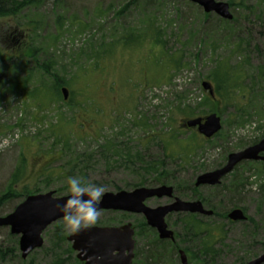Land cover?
Masks as SVG:
<instances>
[{"label": "rangeland", "instance_id": "rangeland-1", "mask_svg": "<svg viewBox=\"0 0 264 264\" xmlns=\"http://www.w3.org/2000/svg\"><path fill=\"white\" fill-rule=\"evenodd\" d=\"M29 1L17 16L0 17V195L11 185L67 194L70 176L106 192L125 190L142 177L137 168L143 167L127 163L126 155L141 160L143 153L148 160L164 158L165 174L186 184L264 135V0H221L236 5L233 30L215 15L204 20L202 9L186 0ZM31 50L34 59H21ZM223 62L231 72L229 84L219 85L225 94H217L223 127L210 141L192 140L180 124L214 107L204 102L200 84L214 86ZM44 67L64 79L66 103L51 94ZM227 71L221 67L218 82ZM235 170L218 190L202 194L217 195L222 207L244 208L258 228L226 223L219 264L258 255L264 246V168L252 162ZM234 177L243 185L236 195L222 190ZM119 218L101 211L95 225ZM138 219L124 221L134 225ZM57 226L69 235L61 219L45 231L42 249L22 259L17 248L4 264H53L48 239ZM10 236L0 228V251H10ZM72 259L65 264H76ZM161 264L180 263L167 254Z\"/></svg>", "mask_w": 264, "mask_h": 264}, {"label": "water", "instance_id": "water-1", "mask_svg": "<svg viewBox=\"0 0 264 264\" xmlns=\"http://www.w3.org/2000/svg\"><path fill=\"white\" fill-rule=\"evenodd\" d=\"M200 8L205 14L214 13L225 20H232L227 3L215 0H187ZM205 89H210L204 84ZM64 98L67 92L62 91ZM199 125V132L206 138L212 137L219 129L220 122L215 116L208 117L205 123L200 120L189 123V126ZM264 152V136L258 144L228 156L227 164L214 172L205 173L197 178L196 186L216 185L220 179L228 174L235 165L243 160L264 161L258 154ZM53 192L30 195L18 204L10 214L0 217V228H8L11 235L18 237V248L21 258L26 259L33 251L43 246L42 235L53 223L63 219L60 206L69 198L68 196L54 197ZM172 188L165 186L158 188H138L130 192L105 193L100 204L101 210L122 211L142 215L146 224L153 228L161 240H173V232L167 229L164 221L170 213H200L211 215V211L203 209L200 202H183L176 199L173 203L149 208L144 201L153 197H171ZM228 218L231 221L246 220L240 209L233 210ZM134 231L130 224L121 227L93 226L77 235L68 236L72 249L77 253L76 258L84 264H131L134 257L133 239ZM181 264H187L183 251H179ZM246 264H264V251L257 258Z\"/></svg>", "mask_w": 264, "mask_h": 264}, {"label": "trees", "instance_id": "trees-1", "mask_svg": "<svg viewBox=\"0 0 264 264\" xmlns=\"http://www.w3.org/2000/svg\"><path fill=\"white\" fill-rule=\"evenodd\" d=\"M29 3V0H0V17L17 16L25 7L28 6ZM234 6L236 5L231 4V7ZM208 18V15H204V20H207ZM218 21L220 24L228 26L227 28H225L227 30H233L232 25L237 24L236 18H234V21L231 22L222 21L220 19H218ZM155 33L157 35V32ZM138 38L135 39L136 42H140L141 37ZM237 38L238 37H234V40H236ZM234 45H236V47L241 46L240 42H237ZM33 56H35V50L27 52L26 54L21 56V59H34ZM1 61L2 55L0 51V62ZM219 66L224 67V69L227 71V63L223 62ZM221 67H219L217 74H213L215 79L214 82L216 84L215 91L217 90L220 94H225V89L224 87L222 88L223 85H219H228L227 82L231 79V72H229L228 70L226 73H223L224 76L221 74L219 77L220 80L218 82V76ZM42 69L45 75L49 76L52 80V83L50 85L51 87H49L51 94L56 97L57 100L61 101L62 97L59 93V88L64 85V79L60 78L56 73H51L50 70H47L45 67ZM177 99L181 100L180 98ZM210 101L211 100L207 98L204 102L209 104ZM115 155L117 154L115 153ZM147 158L152 159L151 157H147V155L145 154H143L141 160H139L138 157H136V159H133L130 154L126 155L125 159L127 163H130L131 160H133L132 163H134V161L136 160V163L141 164L143 167L137 168V170L139 171L138 174H140L142 177H138L137 181L126 186L125 189H132L140 186H153L157 184L173 183L171 181V176L165 174L164 158L163 160H158L159 157L156 159L153 157L155 160H148ZM262 166L264 168V165ZM16 178L17 175L14 176V179ZM233 179L234 180L230 181L229 185L227 187H223L222 190L232 193V195H236L238 193V190L242 188L243 185L238 178L234 177ZM185 185H181L180 187H184ZM114 190L120 191L122 190V188L119 186H114ZM38 192V190L30 192L26 187H23L21 190H16L14 189L13 185L9 186L6 191L0 195V209L7 205H9L10 208L4 212H1L0 216L6 215L9 212L13 211L16 205L21 202L27 195ZM56 193L59 194V191H56ZM183 196L188 198H195L199 197L200 195L198 193V190L194 189L193 184L189 183L187 184V190ZM217 199V195L211 196L206 201H204V203L206 207L215 209V207L211 205V203H216ZM220 200L222 199H219L217 203H219ZM221 207L222 205L218 207V212L217 214L215 213V217L213 218H204L192 215H177L176 219L174 218L175 220L171 222L170 225L175 231V242L173 243L170 241L158 240L152 230L147 229L143 223H140L139 228L141 230H139L137 234H140L142 237L146 235V241L145 246L137 251L135 264H161L162 258L167 254H169L170 257H177V249L179 248H181L188 255L190 260L189 264H219L222 255L225 254L224 249L227 247V245L224 243L227 234L225 229V225L227 222L225 221V219L227 212L232 209L233 205H229L223 208ZM119 216L120 218L115 221L116 224L123 223V219L126 218V216L122 214H120ZM246 223L248 224L247 228H250L251 231L257 230L258 225L256 224L254 219L249 218ZM11 238L13 240V244L10 251H0V264H4V260L7 254H12L17 249V239L15 237ZM48 242L50 247L47 253L51 254L53 264H65V262H67L69 259H72L73 252L69 244L66 242V234L59 226L54 229L53 233L48 239ZM226 252L227 254H230V251H227V249ZM64 256H66V258ZM255 256L257 255H254L252 257ZM250 257L251 256L239 258L237 259L235 264H244L250 259ZM72 260L74 261V263L79 264L75 260V258Z\"/></svg>", "mask_w": 264, "mask_h": 264}, {"label": "clouds", "instance_id": "clouds-1", "mask_svg": "<svg viewBox=\"0 0 264 264\" xmlns=\"http://www.w3.org/2000/svg\"><path fill=\"white\" fill-rule=\"evenodd\" d=\"M69 198L60 206L69 235L92 228L101 216L100 204L106 192L103 185L90 183L83 177L68 178Z\"/></svg>", "mask_w": 264, "mask_h": 264}, {"label": "flooded vegetation", "instance_id": "flooded-vegetation-1", "mask_svg": "<svg viewBox=\"0 0 264 264\" xmlns=\"http://www.w3.org/2000/svg\"><path fill=\"white\" fill-rule=\"evenodd\" d=\"M196 176H197V175H196ZM196 176H195V177H192L191 181L187 180L186 185H185L184 187H180V186H172V188H173V193L175 194V193H179V192H183L184 190H187V184H189V183L193 184V187H194V189H196V190H199V189L201 190V189L206 188L207 186H199V187H196V185H194V182H195V180H196ZM151 200H152V199H151ZM156 200H157V202H160V201H162V200H167L168 204H170V203L173 202L174 198H173V195H172L171 197H164V198H159V199H156ZM161 205H165V203H163V204H161ZM156 206H160V205H156ZM156 206H155V207H156Z\"/></svg>", "mask_w": 264, "mask_h": 264}]
</instances>
